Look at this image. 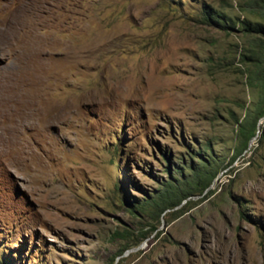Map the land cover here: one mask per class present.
Instances as JSON below:
<instances>
[{
    "label": "rangeland",
    "instance_id": "rangeland-1",
    "mask_svg": "<svg viewBox=\"0 0 264 264\" xmlns=\"http://www.w3.org/2000/svg\"><path fill=\"white\" fill-rule=\"evenodd\" d=\"M238 1L0 0V264H264L258 36L201 14Z\"/></svg>",
    "mask_w": 264,
    "mask_h": 264
},
{
    "label": "trees",
    "instance_id": "trees-1",
    "mask_svg": "<svg viewBox=\"0 0 264 264\" xmlns=\"http://www.w3.org/2000/svg\"><path fill=\"white\" fill-rule=\"evenodd\" d=\"M237 5L238 9L242 12L256 13L259 17H264V0H239ZM201 14L202 18L213 26L224 30L239 29L244 33L256 34L258 36V39L254 42L255 48L249 50L248 54L244 56L256 66L254 70L256 79L264 87V21L250 19L244 14L241 17H232L230 14L207 4H204ZM257 109L256 115L245 117L243 121L238 123V132L243 136L240 148L244 147L248 138L254 134L256 117L264 112V108L260 105H258ZM234 156L235 154L232 158ZM211 163V159L202 158L195 166L189 164L193 176L191 178H184L182 175L183 177L180 180L176 177L168 179L164 182V188L154 196H151L150 204L157 210L172 207L187 197L192 190H201L206 187L216 171L215 165ZM178 170L182 171L180 166H178ZM179 181H182V183ZM134 207H137V204Z\"/></svg>",
    "mask_w": 264,
    "mask_h": 264
},
{
    "label": "bare ground",
    "instance_id": "bare-ground-1",
    "mask_svg": "<svg viewBox=\"0 0 264 264\" xmlns=\"http://www.w3.org/2000/svg\"><path fill=\"white\" fill-rule=\"evenodd\" d=\"M26 22H27V21H26ZM26 22H25V23H26ZM21 27H22V26H21ZM16 37H17L16 40H17V41H20L21 36L18 35V36H16Z\"/></svg>",
    "mask_w": 264,
    "mask_h": 264
}]
</instances>
